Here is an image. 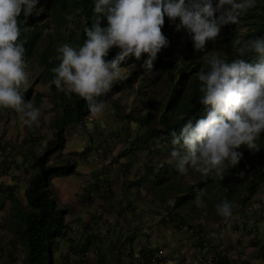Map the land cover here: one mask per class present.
Listing matches in <instances>:
<instances>
[{
  "label": "rangeland",
  "instance_id": "obj_1",
  "mask_svg": "<svg viewBox=\"0 0 264 264\" xmlns=\"http://www.w3.org/2000/svg\"><path fill=\"white\" fill-rule=\"evenodd\" d=\"M263 16L264 0H256L255 7L241 14L239 23L222 26L217 38L207 41L205 52L194 49L191 36L185 29L176 30L179 18L170 22L165 16L162 32L169 44L161 49L154 61L153 71L158 74L151 78L144 75L141 65L147 55L140 60L126 57L120 67L127 79L114 84L109 93L98 98L106 105L103 114L92 118L88 113L69 124L63 148L51 154L45 165L65 166L73 162L77 167L80 161L87 162L90 155L96 158L95 169L91 172L99 175L115 169L126 173L140 161L144 174L153 175L160 183V194L165 199V217L174 212L179 222L189 223L193 228L202 227L207 232L215 227L224 229L227 240L238 234L237 243L226 246L225 251L233 252L236 246H240L241 255L250 254L264 264V133L256 140L258 151L244 145L237 149L242 152V158L230 175V191L225 200L232 202L234 207L227 223L218 215L216 207L220 204L221 180L214 176L205 178L191 168L186 175L180 174L175 161L169 162L173 148L171 131L169 136L166 135L170 125L178 122L202 95L197 73L209 69L207 57L217 55L226 60L243 36L254 30L256 24H263ZM84 23L85 12L76 0H38L36 9L27 19V29L21 31L20 40L25 42L26 71L30 81L27 91L21 89V92L25 101H32L40 109L41 115L38 125L29 127L22 123L20 114L14 110L0 109V184L6 187V196L15 191L10 209L0 214V218H5L0 222V245L3 246L0 255L10 250L14 257L11 264H20L22 260L24 225L19 214L30 209L20 188L22 190L24 184L26 188L36 172L34 159L43 154L47 142L53 139L64 106L80 99L75 94L66 96L51 83L54 78L51 68L59 64L57 48L64 43L79 47ZM165 26L170 32L164 31ZM261 37L264 38V33ZM119 51L114 46L108 54L116 56ZM133 64L135 69H129ZM129 158L131 162H128ZM241 172L244 175H239ZM67 179L59 176L52 180L51 189L61 207H65L64 202L70 206L65 200L67 196L62 193ZM94 183L97 184L92 192H98L102 185L96 180ZM198 195L200 202L196 199ZM82 202L91 203L85 199ZM79 248L76 245L72 250L79 255ZM59 249H64L62 241L54 244L53 264H78L80 259L68 255L65 259ZM5 262L7 260L2 262L0 258V264Z\"/></svg>",
  "mask_w": 264,
  "mask_h": 264
},
{
  "label": "clouds",
  "instance_id": "obj_2",
  "mask_svg": "<svg viewBox=\"0 0 264 264\" xmlns=\"http://www.w3.org/2000/svg\"><path fill=\"white\" fill-rule=\"evenodd\" d=\"M37 4L38 0H0V109L14 110L29 127L38 125L41 112L32 101H25L21 92L27 91L30 81L18 17L23 13L26 30ZM255 5L256 0H218L215 7L212 0H95L91 24L86 22L83 28L86 39L82 46H58L59 64L51 68V83L66 96L82 98L91 117L98 118L106 108L98 98L127 79L120 67L126 57L140 60L147 54L141 65L144 75L151 78L158 74L153 71L154 61L169 44L162 32L165 16L170 22L179 18L176 30L185 29L194 49L205 52L207 41L215 40L222 26L239 23L241 14ZM43 10L41 7L40 12ZM102 18L106 19L105 27L101 26ZM114 46L119 53L106 60ZM235 51L237 58L231 62L217 55L207 57L209 69L197 73L204 115L189 118L178 132H170L173 148L169 162L175 161L182 175L191 168L205 178L223 180L241 160L242 152L237 150L241 145L259 150L256 140L264 133V38L245 41ZM250 51L258 54L257 62L238 58ZM135 67L133 64L129 69ZM196 199L200 202L199 195ZM216 207L227 223L233 215L232 202L223 200ZM166 218L183 224L174 212ZM190 227L195 234L197 229Z\"/></svg>",
  "mask_w": 264,
  "mask_h": 264
},
{
  "label": "crops",
  "instance_id": "obj_3",
  "mask_svg": "<svg viewBox=\"0 0 264 264\" xmlns=\"http://www.w3.org/2000/svg\"><path fill=\"white\" fill-rule=\"evenodd\" d=\"M212 3L215 7L217 0ZM87 158V162L82 160L77 164L76 173L64 176L68 179L62 193L70 206L62 204L67 210L68 229L64 237L55 240L63 243L64 249H59L62 256L80 259L78 264H243V261L260 264L259 259L250 254L241 255L240 246L233 252L225 251L226 246L237 243L238 234L227 236V240L224 229L215 227L207 232L197 227L195 234H202V241L190 232L189 223L176 224L167 219L163 215L165 199L160 194V183L153 175L144 174L140 161L126 173L115 169L97 175L91 172L96 158L90 155ZM93 177L102 185L98 192H92L97 184ZM24 188L25 184L20 191L24 192ZM14 194L15 191H11L6 196V187L0 184V214L10 209ZM23 199L25 201L24 195ZM82 199L91 203H83ZM2 219L4 222L5 218H0V222ZM76 245L84 248L79 255L72 250ZM0 258L2 262L6 260L5 252Z\"/></svg>",
  "mask_w": 264,
  "mask_h": 264
},
{
  "label": "trees",
  "instance_id": "obj_4",
  "mask_svg": "<svg viewBox=\"0 0 264 264\" xmlns=\"http://www.w3.org/2000/svg\"><path fill=\"white\" fill-rule=\"evenodd\" d=\"M77 3L82 7L85 12V23L87 22L90 26L91 20L93 18V7L95 0H76ZM264 17V16H263ZM21 24V29H24V18L20 15L18 17ZM82 27L79 44L82 46L86 36L83 32ZM107 25L106 19L102 18L101 26L105 27ZM164 31L170 32L168 27L163 28ZM262 33H264V22L263 24H256L255 29L248 32L243 36L239 42L242 44L245 41L262 38ZM171 40V38H170ZM240 44H236L235 50ZM147 54H143L142 57ZM115 58V56L108 54L105 57L106 60ZM237 58V53L234 51L233 54L229 55L226 61L231 62L233 59ZM248 63H255L258 61L259 56L254 51L248 52L242 57ZM89 113L86 101L82 98L75 100L72 104H67L63 108L62 118L60 123L56 127V131L53 139L47 142L46 149L43 154L36 156L34 159V165L37 167L36 172L30 177L28 184L24 190V197L26 199L28 207L30 209H25L20 211V220L22 221L24 227L22 232L24 254L20 264H53V248L56 243L57 238L64 237L67 233L68 224L65 220L67 210L61 206L57 205V200L52 192V180L55 177L67 176L74 172L75 166L72 163L69 165H45L47 158L54 152L63 148L65 143V135L67 131V126L71 123L77 122L81 117ZM204 115V106L199 103V98L190 107L186 114L180 118V120L174 124L170 125V129L167 131V136L172 130L179 131V128L186 122L189 118H200ZM235 166L231 167L229 172L225 175V178L221 180V189L219 200L220 203L225 200L230 191V175L234 172ZM159 177V176H158ZM179 198L178 200H180ZM3 246L0 245V249ZM82 247V248H81ZM79 248V252H83V245ZM7 262L3 264H11L14 257L10 250H5ZM67 258V255L61 256ZM80 263V262H79ZM65 264V263H64Z\"/></svg>",
  "mask_w": 264,
  "mask_h": 264
},
{
  "label": "built area",
  "instance_id": "obj_5",
  "mask_svg": "<svg viewBox=\"0 0 264 264\" xmlns=\"http://www.w3.org/2000/svg\"><path fill=\"white\" fill-rule=\"evenodd\" d=\"M198 237V239H200V240H202L203 241V235L202 234H199V235H197Z\"/></svg>",
  "mask_w": 264,
  "mask_h": 264
}]
</instances>
